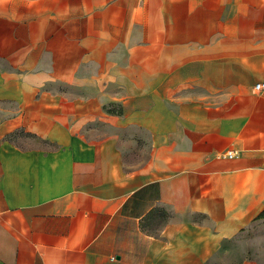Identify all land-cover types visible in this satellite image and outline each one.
Returning <instances> with one entry per match:
<instances>
[{
	"label": "crops",
	"instance_id": "obj_1",
	"mask_svg": "<svg viewBox=\"0 0 264 264\" xmlns=\"http://www.w3.org/2000/svg\"><path fill=\"white\" fill-rule=\"evenodd\" d=\"M260 82L264 0H0V264H264Z\"/></svg>",
	"mask_w": 264,
	"mask_h": 264
},
{
	"label": "rangeland",
	"instance_id": "obj_2",
	"mask_svg": "<svg viewBox=\"0 0 264 264\" xmlns=\"http://www.w3.org/2000/svg\"><path fill=\"white\" fill-rule=\"evenodd\" d=\"M91 128H96V125H91ZM156 225V224H155ZM153 227H143L144 231H146L147 233H152V234H156V226Z\"/></svg>",
	"mask_w": 264,
	"mask_h": 264
},
{
	"label": "built area",
	"instance_id": "obj_3",
	"mask_svg": "<svg viewBox=\"0 0 264 264\" xmlns=\"http://www.w3.org/2000/svg\"><path fill=\"white\" fill-rule=\"evenodd\" d=\"M254 88H255L256 90L264 89V82L256 83V84L254 85Z\"/></svg>",
	"mask_w": 264,
	"mask_h": 264
}]
</instances>
